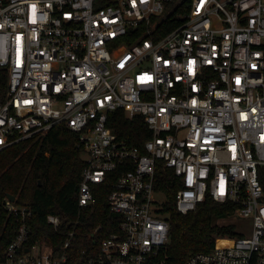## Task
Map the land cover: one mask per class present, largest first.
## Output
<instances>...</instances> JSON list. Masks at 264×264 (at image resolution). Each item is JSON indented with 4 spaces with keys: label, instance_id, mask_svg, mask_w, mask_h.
Listing matches in <instances>:
<instances>
[{
    "label": "built area",
    "instance_id": "2783aa9c",
    "mask_svg": "<svg viewBox=\"0 0 264 264\" xmlns=\"http://www.w3.org/2000/svg\"><path fill=\"white\" fill-rule=\"evenodd\" d=\"M119 110L144 117L146 153L109 126ZM59 125L84 149L80 208L118 175L108 201L120 232L86 264H163L159 161L181 182L180 213L212 198L250 226L187 264H264V0H0V150ZM16 200L0 264H66L75 230L60 249L28 247L33 211Z\"/></svg>",
    "mask_w": 264,
    "mask_h": 264
},
{
    "label": "trees",
    "instance_id": "16d2710c",
    "mask_svg": "<svg viewBox=\"0 0 264 264\" xmlns=\"http://www.w3.org/2000/svg\"><path fill=\"white\" fill-rule=\"evenodd\" d=\"M169 31L170 28L164 27L160 35ZM109 126L121 140L146 153L145 143L153 135L143 116L130 118L119 110L110 114ZM85 166L78 135L64 125L0 150V260L19 228L6 208L10 195L18 204L32 208L29 224L33 236L28 247L40 241L60 249L67 235L75 230L66 264H86L91 257L100 255L102 242L120 232L122 217L111 210L108 201L118 175L94 185V202L80 208L78 192ZM260 174L264 185V167ZM155 188L167 197L161 213L169 223L170 240L159 255L163 264H187L192 255L212 251L220 240L231 242L241 236L234 224L220 222L235 217L237 206L231 202L207 198L195 211L180 213L176 193L181 182L161 161L157 163ZM48 215L60 217L57 231L48 223Z\"/></svg>",
    "mask_w": 264,
    "mask_h": 264
},
{
    "label": "rangeland",
    "instance_id": "374dc122",
    "mask_svg": "<svg viewBox=\"0 0 264 264\" xmlns=\"http://www.w3.org/2000/svg\"><path fill=\"white\" fill-rule=\"evenodd\" d=\"M168 12H166L167 14ZM163 196H158L157 195V199L159 201L163 200ZM221 224H227V223H232L236 226V230L238 233L240 234H244V235H247V234H250L251 233V230H250V226L248 224V220L247 219H244V218H241L240 216H235V217H232L230 218L229 220H221L220 221Z\"/></svg>",
    "mask_w": 264,
    "mask_h": 264
},
{
    "label": "water",
    "instance_id": "95a60500",
    "mask_svg": "<svg viewBox=\"0 0 264 264\" xmlns=\"http://www.w3.org/2000/svg\"><path fill=\"white\" fill-rule=\"evenodd\" d=\"M8 199H9L10 201H12V202L15 201V197H14V196H11V195L8 196Z\"/></svg>",
    "mask_w": 264,
    "mask_h": 264
}]
</instances>
